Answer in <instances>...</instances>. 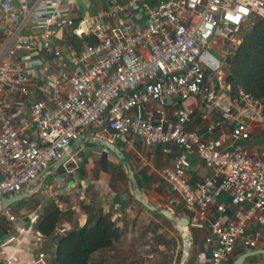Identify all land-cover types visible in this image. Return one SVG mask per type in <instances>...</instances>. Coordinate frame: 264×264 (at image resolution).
<instances>
[{
	"label": "built area",
	"instance_id": "obj_1",
	"mask_svg": "<svg viewBox=\"0 0 264 264\" xmlns=\"http://www.w3.org/2000/svg\"><path fill=\"white\" fill-rule=\"evenodd\" d=\"M76 1L20 0L19 9L12 0L0 1V31L12 40L0 42V199L20 193L84 132L92 130L111 144L135 136L147 146L162 145L166 154L171 145L196 152L214 171L197 185L189 182L183 161L162 171L182 200L189 228L209 223L210 264L228 262L239 242L249 248L264 244V237L247 236L254 221L264 226V150L251 154L240 143L249 137L244 120L264 124V105L245 93L232 99L207 81L208 74L224 71L231 36L264 16V0H108L107 7L75 23L69 11ZM30 23L37 35L22 33ZM64 26L82 40L80 49L60 41ZM22 54L44 60L25 63ZM35 76L47 96L31 105L37 132L31 141L19 134L7 107L11 94L29 95ZM191 97L215 109L218 125L231 126L230 133L202 139L188 128L192 109L182 107L169 118L171 101ZM75 159H69L74 166H64L70 175L79 171ZM77 185L85 188V181ZM225 195L230 206L244 208L232 220L228 205L217 203ZM213 206L215 218L209 220ZM0 214L16 219L8 210ZM45 257L40 253L34 264H47Z\"/></svg>",
	"mask_w": 264,
	"mask_h": 264
},
{
	"label": "crops",
	"instance_id": "obj_2",
	"mask_svg": "<svg viewBox=\"0 0 264 264\" xmlns=\"http://www.w3.org/2000/svg\"><path fill=\"white\" fill-rule=\"evenodd\" d=\"M42 1L46 2L47 0ZM108 3V0H77L72 10L69 11V15L74 18L75 23H78L80 19L107 7ZM12 4L15 9H19L21 5L20 0H12ZM16 22L22 25V17L17 16ZM22 33L37 35L39 30L32 27V23H30L28 26L22 27ZM58 37L62 43L70 42L77 49L81 47L82 40L73 36L71 28L64 26L59 31ZM0 42L12 44L11 38L4 36L1 31ZM222 45L221 43V47ZM20 58L25 63L33 62L34 65H39L44 60L43 56L38 54H22ZM58 66L59 62L55 67L58 68ZM37 77L35 76L30 82L29 95L11 94L7 107L8 116L19 134L31 141L37 138V132L32 123L31 105L36 100L45 99L47 96L44 83ZM207 81L217 91L229 96L230 85L227 84L226 74L223 71L219 76L208 74ZM171 102L173 104L169 105L167 109L171 119L176 118L177 110L182 107L194 110L188 128L196 131L202 139H215L222 131L230 133L231 126L218 125L220 121L218 112L212 107L200 103L198 98L191 97L187 101ZM144 110L146 111V107ZM244 121H247L248 124L249 137L241 140L240 143L251 154L261 152L264 150V124ZM210 126H214L213 130H209ZM80 138L83 139L80 148L75 155L70 156V159L76 158L79 166V171L75 175L68 174L64 167L65 165L67 167L74 166L73 160H68L60 167H56V162H54L31 183L24 186L20 193L4 197L29 196V198L20 201L28 203V207L21 209L24 217H16L15 221L11 222L7 219L8 217L0 214V252H3L0 255V260L7 264H34L39 260L41 253L46 256L45 261L50 263L55 243L51 238L45 237L42 238L41 244L36 243V239L41 235L35 230L34 224L51 205H57L61 212L66 213L65 220L60 224L59 234L84 226L90 210L92 212L102 209L105 213H112L113 220L120 218L119 226L121 228L127 226L126 222H128V229L118 244L122 247V243L126 239L125 236L133 237L135 222L130 219L134 207L129 202L130 199L136 200V190H139L141 199L158 209L171 211L178 220L186 217L182 200L166 182L162 171L173 167L177 161H183L188 180L193 185L203 183L214 176V171L206 167L196 152H190L181 146L171 145V152L166 154L162 145L150 147L135 136H128L127 143L115 142L111 144L107 138L98 137L92 130H89L84 132ZM110 145L113 147L110 148ZM79 181H85V188L77 185ZM228 201V197L225 195L217 200V203L224 202L228 205L227 215L232 220L244 208L230 206ZM139 207L150 215L158 214L148 210L142 204ZM7 210L11 214V210ZM213 218H215V206L211 208L209 214V220ZM172 224L175 233L171 232V234L176 239V246L172 251L175 254L173 264H178L179 255H182L183 241L175 223L172 222ZM189 230L192 243L185 264H210L209 259L212 252L211 248L205 244V238L209 233V223L206 222L202 228H189ZM160 233L163 231L160 230ZM137 236L139 237L138 234ZM247 236L264 237V226L254 221L247 229ZM164 246L159 245V248L162 249ZM225 264H264V244L261 243L256 248H249L239 242L234 252L229 255V261Z\"/></svg>",
	"mask_w": 264,
	"mask_h": 264
},
{
	"label": "trees",
	"instance_id": "obj_3",
	"mask_svg": "<svg viewBox=\"0 0 264 264\" xmlns=\"http://www.w3.org/2000/svg\"><path fill=\"white\" fill-rule=\"evenodd\" d=\"M237 36L240 43L226 45L227 55L223 59L226 81L230 85L228 94L235 99L245 93L264 105V16H258L242 26ZM153 214L164 219L173 228L172 222L167 218ZM65 218L66 213L61 212L57 205H51L34 224L35 230L42 237L51 238L55 243V249L51 252L52 259L47 264H105L104 261H93L94 255L116 250L128 229V222L127 226L121 228L120 218L113 220L112 213L98 209L92 212L90 210L87 222L81 228L59 234L60 224ZM150 225L155 230L159 228L157 224ZM156 241L159 245H164L160 236H157ZM180 259L181 254L178 264ZM166 263L172 264V261ZM0 264L7 263L0 260ZM121 264H126V261H121Z\"/></svg>",
	"mask_w": 264,
	"mask_h": 264
},
{
	"label": "rangeland",
	"instance_id": "obj_4",
	"mask_svg": "<svg viewBox=\"0 0 264 264\" xmlns=\"http://www.w3.org/2000/svg\"><path fill=\"white\" fill-rule=\"evenodd\" d=\"M230 43L234 45L239 43L237 33L231 36ZM223 55L225 56L226 54L224 53ZM223 73H225V71H223ZM129 203L134 207L130 219L135 222L133 237L125 236L126 239H124V243H122L123 246L117 245L114 251L96 253L93 257V261L99 263L104 261L105 264H121L123 260L126 261V264H167L166 262L171 260L173 264L175 254H173L172 251L176 246V239L172 236L171 232L175 231L174 227H170L171 225L164 219L145 212L139 207L141 204L135 202L133 199H130ZM26 207H28V203L24 201L17 202L9 208L11 210L10 215L18 218L24 217L21 209H25ZM6 217L9 219V215ZM150 224H157L159 228L155 230V227H151ZM160 230H162L163 233H160ZM157 236H160L161 240L164 241L163 244L165 246L162 249L159 248V244L156 241Z\"/></svg>",
	"mask_w": 264,
	"mask_h": 264
},
{
	"label": "water",
	"instance_id": "obj_5",
	"mask_svg": "<svg viewBox=\"0 0 264 264\" xmlns=\"http://www.w3.org/2000/svg\"><path fill=\"white\" fill-rule=\"evenodd\" d=\"M83 139L80 138L79 140H76L73 142L72 147L68 152H65L59 160L56 161V167L62 166L65 162H67L70 159V156L75 155V153L78 151L81 145V141ZM109 144V143H107ZM106 146H109L107 145ZM112 145H110L111 148ZM113 147V146H112ZM139 190H136V200L141 203L145 208H147L150 211L157 212L158 214L164 216L168 220L172 221L175 223V227L178 229L182 241H183V248H182V255L180 259V264H185L189 257V253L191 250V243H192V238H191V232L189 230V220L186 217H183L181 219H176L173 216V213L169 210L165 209H158L157 207L151 206L147 201L141 199L139 195ZM29 198L27 195H20L16 196L14 198H1L0 199V211H5L9 209L12 205H14L17 202H20L24 199Z\"/></svg>",
	"mask_w": 264,
	"mask_h": 264
},
{
	"label": "snow or ice",
	"instance_id": "obj_6",
	"mask_svg": "<svg viewBox=\"0 0 264 264\" xmlns=\"http://www.w3.org/2000/svg\"><path fill=\"white\" fill-rule=\"evenodd\" d=\"M241 11H245L244 9H241ZM230 19H233L232 17H230ZM234 19H239V17H235Z\"/></svg>",
	"mask_w": 264,
	"mask_h": 264
}]
</instances>
